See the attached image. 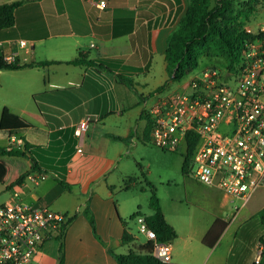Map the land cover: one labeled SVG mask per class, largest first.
I'll return each mask as SVG.
<instances>
[{"label": "crops", "instance_id": "0c3cea01", "mask_svg": "<svg viewBox=\"0 0 264 264\" xmlns=\"http://www.w3.org/2000/svg\"><path fill=\"white\" fill-rule=\"evenodd\" d=\"M14 1H20L15 23L0 29V57L14 56L11 64L19 67L0 69V117L5 106L15 113L41 114L44 124L35 122L14 135L25 145L43 148L35 156L49 164L45 180L35 184L26 179L15 190L27 204L74 216L63 237L64 264H120L116 255L148 241L130 217L139 209L143 216L152 213L143 209L138 196L125 195L147 191L138 163L143 160L148 110L179 91L155 93L169 76L167 39L189 2L106 0L104 9L97 6L99 0H0V4ZM76 59L103 64L111 71L71 62ZM118 74L132 82L118 80ZM86 118L90 124L81 139L75 129ZM0 133L6 135L0 146L7 147L10 135ZM147 138L152 142L151 135ZM21 159L25 163L20 167L17 162L18 167L25 171L29 161ZM184 175V192L168 200L160 197L165 217L177 232L171 241L172 262L257 264L264 238L259 216L264 188L243 204L202 183L190 169ZM125 231L134 238L130 244L123 243ZM139 234L146 240L139 241ZM59 247L56 238L46 240L32 262L59 264ZM259 264H264V257Z\"/></svg>", "mask_w": 264, "mask_h": 264}, {"label": "built area", "instance_id": "2783aa9c", "mask_svg": "<svg viewBox=\"0 0 264 264\" xmlns=\"http://www.w3.org/2000/svg\"><path fill=\"white\" fill-rule=\"evenodd\" d=\"M97 6L104 9L107 1L99 0ZM247 29L253 31L250 26ZM259 30L262 34L244 44L236 67H208L190 78L188 89L161 98L148 110L155 145L168 151L181 146L188 150V137L197 135L192 155L195 176L243 204L264 188V26ZM5 61L11 64L15 57L7 56ZM89 124L88 118L80 121L75 135L84 138ZM24 147L22 138L10 135L8 150ZM47 177L45 171H33L27 179L38 184ZM68 216L44 205L25 203L14 189L0 206V264L32 262L46 240L60 236ZM136 221L152 243L153 254L172 262L171 241L160 240L145 217ZM263 257L261 240L256 263Z\"/></svg>", "mask_w": 264, "mask_h": 264}, {"label": "trees", "instance_id": "16d2710c", "mask_svg": "<svg viewBox=\"0 0 264 264\" xmlns=\"http://www.w3.org/2000/svg\"><path fill=\"white\" fill-rule=\"evenodd\" d=\"M260 1L246 0L237 3V0H215V2L214 0H188V8L185 15L167 39L166 68L169 80H182L198 67L202 56L223 58L229 68L236 67L244 44L261 33L260 30L248 31L247 29L251 16L258 9ZM19 4L20 1L0 4V29L14 25L15 11ZM71 62L95 65L100 70L111 71L103 64L92 61L76 59ZM18 67L17 64L7 63L3 57H0V69ZM117 77L118 80L132 82L131 79L121 74H118ZM168 84L169 81L158 87L155 93L163 92ZM35 122L44 124V117L41 114L25 110L15 113L5 106L0 117V129L12 135L18 131L33 127ZM152 129L153 121L149 116L146 141H148L147 137L151 135ZM197 141L198 138L195 134L188 137V150L183 162L184 173L189 172L190 160ZM36 150H43V148L26 144L23 150H8L6 147L0 146V183L7 190H14L16 187L22 185L33 171H46L47 160L44 159L42 163L39 162L35 156ZM11 158H25L29 161V168L21 171L18 167L17 159L16 161H11ZM138 167L142 171L143 177L146 178L143 165L138 163ZM146 184L148 186L146 190H149L150 193L149 204L153 213L143 216L139 209L130 217V221L137 220L139 216H143L148 226L157 233L160 240L172 241L177 236L176 229L165 217L156 186L148 179H146ZM259 216L264 226V208L260 210ZM73 219L74 216H68L64 220L60 236L56 238L60 241L59 264H64L65 245L63 237ZM215 226L211 228L210 233L213 232ZM133 240L134 238L129 231H125L123 243L130 244ZM205 241L207 242V237ZM116 257L120 264H175L173 262H164L157 258L153 254L151 242L140 246L133 245L127 253L118 254Z\"/></svg>", "mask_w": 264, "mask_h": 264}, {"label": "rangeland", "instance_id": "374dc122", "mask_svg": "<svg viewBox=\"0 0 264 264\" xmlns=\"http://www.w3.org/2000/svg\"><path fill=\"white\" fill-rule=\"evenodd\" d=\"M243 1L246 0H237V3ZM248 24L253 29V31H258L261 26H264V0L260 1L258 5V9L253 13V15L251 16V20ZM212 66H216L220 69H225L226 63L224 59L219 57L202 56L200 58L198 67L194 69L191 73L186 75V77H184L182 80L170 81L168 76L167 81H169V84L166 86L164 91L166 92L172 90L182 91L185 88L184 87L185 81L189 79L190 76L199 74L202 71H204L206 68ZM3 136L5 137L6 135L0 133V142H1V137L3 139ZM142 146H144L141 149V155L143 156L142 158L143 160H140V162L143 164V170L145 171L146 174V178L145 177L143 178L145 180L146 179L150 180L156 186L157 194L159 198L162 197L163 200H168L172 194H175L176 192H184V186L182 184V180H184L185 175L182 172V164L187 152L186 148L184 146H181L177 151L163 150L157 145H155L153 142H150L149 140L144 142ZM16 159L17 162L20 163L19 164L20 167H23V163H25V160L18 158ZM16 159L11 158V161H16ZM189 169L191 174L195 176L194 173L195 165L193 163L192 157L190 160ZM139 185L141 184H138V186ZM126 194H127L125 195L126 198H134L135 196H138L139 200H141L142 203L144 204L143 209H145V211H148V213H153V210L149 204V197H150L149 190L143 192L131 191ZM9 195H10V191L7 190L2 183H0V206L7 201ZM236 204H238V202H236ZM134 209L135 208H133L131 211L134 212L137 211V209L136 210ZM132 226L134 231H137L136 225L132 224ZM144 240H146L145 236L139 234V241H144ZM28 264H34V262Z\"/></svg>", "mask_w": 264, "mask_h": 264}]
</instances>
